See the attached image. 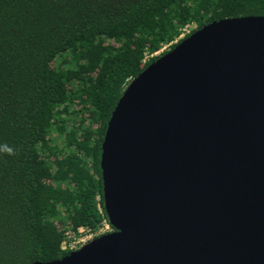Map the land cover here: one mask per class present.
I'll list each match as a JSON object with an SVG mask.
<instances>
[{"label":"water","instance_id":"1","mask_svg":"<svg viewBox=\"0 0 264 264\" xmlns=\"http://www.w3.org/2000/svg\"><path fill=\"white\" fill-rule=\"evenodd\" d=\"M100 164L114 231L32 264H264V16L211 22L132 79Z\"/></svg>","mask_w":264,"mask_h":264},{"label":"trees","instance_id":"2","mask_svg":"<svg viewBox=\"0 0 264 264\" xmlns=\"http://www.w3.org/2000/svg\"><path fill=\"white\" fill-rule=\"evenodd\" d=\"M243 16L264 0H0V147L15 152L0 151V264L60 259L68 231L108 220L102 143L126 86Z\"/></svg>","mask_w":264,"mask_h":264},{"label":"built area","instance_id":"3","mask_svg":"<svg viewBox=\"0 0 264 264\" xmlns=\"http://www.w3.org/2000/svg\"><path fill=\"white\" fill-rule=\"evenodd\" d=\"M186 32H188V31L186 30ZM184 35L185 34H183L180 37V39L182 37H184ZM167 47L168 46H165L164 48H167ZM163 49H161L160 51H162ZM159 52H157V53H159ZM148 59H149V57L147 56L145 58V62ZM113 231H114V227L111 225V223L107 219H105L103 221V223L94 230L88 229L85 227H80L77 231H68L66 233L67 237H66L65 241L63 242L61 248L64 251H75V250L80 249L82 246H84L85 244H87L91 240H93L99 236H102L104 234H108L110 232H113Z\"/></svg>","mask_w":264,"mask_h":264},{"label":"clouds","instance_id":"4","mask_svg":"<svg viewBox=\"0 0 264 264\" xmlns=\"http://www.w3.org/2000/svg\"><path fill=\"white\" fill-rule=\"evenodd\" d=\"M0 151H5V152H7L8 154H11V155L15 154L14 149L8 147L6 144L3 145L2 147H0Z\"/></svg>","mask_w":264,"mask_h":264},{"label":"rangeland","instance_id":"5","mask_svg":"<svg viewBox=\"0 0 264 264\" xmlns=\"http://www.w3.org/2000/svg\"><path fill=\"white\" fill-rule=\"evenodd\" d=\"M189 30V29H188ZM168 50H170V47L168 46L167 48H164L162 51H160L159 53H156L155 55H160V54H162V52H164V51H168Z\"/></svg>","mask_w":264,"mask_h":264}]
</instances>
